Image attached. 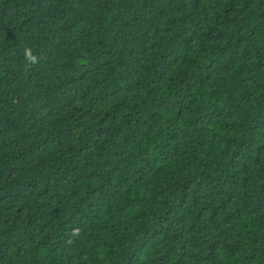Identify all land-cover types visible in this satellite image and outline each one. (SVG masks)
Returning a JSON list of instances; mask_svg holds the SVG:
<instances>
[{"label":"trees","instance_id":"obj_1","mask_svg":"<svg viewBox=\"0 0 264 264\" xmlns=\"http://www.w3.org/2000/svg\"><path fill=\"white\" fill-rule=\"evenodd\" d=\"M0 264H264V0H0Z\"/></svg>","mask_w":264,"mask_h":264},{"label":"clouds","instance_id":"obj_2","mask_svg":"<svg viewBox=\"0 0 264 264\" xmlns=\"http://www.w3.org/2000/svg\"><path fill=\"white\" fill-rule=\"evenodd\" d=\"M22 57L26 69H34L41 63V57L33 51L32 47H25L22 52ZM74 235H78V230H74Z\"/></svg>","mask_w":264,"mask_h":264}]
</instances>
